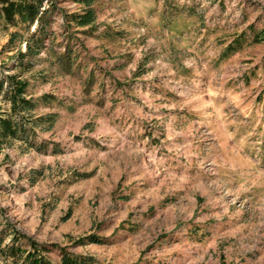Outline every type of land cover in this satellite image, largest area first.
<instances>
[{"label": "rangeland", "instance_id": "1", "mask_svg": "<svg viewBox=\"0 0 264 264\" xmlns=\"http://www.w3.org/2000/svg\"><path fill=\"white\" fill-rule=\"evenodd\" d=\"M49 1L30 67L0 14L39 124L0 148L2 216L54 264H264V0ZM87 6L93 27L64 17Z\"/></svg>", "mask_w": 264, "mask_h": 264}, {"label": "trees", "instance_id": "2", "mask_svg": "<svg viewBox=\"0 0 264 264\" xmlns=\"http://www.w3.org/2000/svg\"><path fill=\"white\" fill-rule=\"evenodd\" d=\"M90 5V0H80ZM48 6L44 0H0V14L6 22L16 29L10 33L8 44L19 39L20 43L26 42L25 51L20 47L18 50L19 62L16 67H30L32 63L24 64L26 56H33L46 48V39L54 32L50 31L53 22V8L59 12L54 1H49ZM88 7V6H87ZM68 21H75L77 26H91L96 22V14L93 8H85L84 13L74 12L64 16ZM34 30L32 31V28ZM25 34L29 36L25 38ZM1 53V51H0ZM72 49H66L59 55L60 62L64 67L71 68ZM64 58V59H62ZM67 60V62H65ZM28 82L19 74H2L0 72V96L10 105L9 112L0 110V148L8 141L21 140L29 147H35L33 136L38 126L35 110L37 103L27 94ZM42 117V116H41ZM43 123H50L48 129L53 126L52 115H47ZM42 145L38 146V149ZM7 237L10 240L7 241ZM54 243L39 242L25 233L19 231L10 224L0 212V264H54L49 256ZM62 264H93V258L78 255L62 249Z\"/></svg>", "mask_w": 264, "mask_h": 264}]
</instances>
